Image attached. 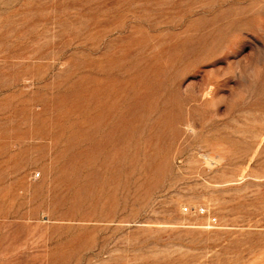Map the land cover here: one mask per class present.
Listing matches in <instances>:
<instances>
[{
  "label": "rangeland",
  "instance_id": "374dc122",
  "mask_svg": "<svg viewBox=\"0 0 264 264\" xmlns=\"http://www.w3.org/2000/svg\"><path fill=\"white\" fill-rule=\"evenodd\" d=\"M0 264H264V0H0Z\"/></svg>",
  "mask_w": 264,
  "mask_h": 264
},
{
  "label": "built area",
  "instance_id": "2783aa9c",
  "mask_svg": "<svg viewBox=\"0 0 264 264\" xmlns=\"http://www.w3.org/2000/svg\"><path fill=\"white\" fill-rule=\"evenodd\" d=\"M200 212H202V213L205 212V208H201ZM213 220H215V219H213Z\"/></svg>",
  "mask_w": 264,
  "mask_h": 264
}]
</instances>
